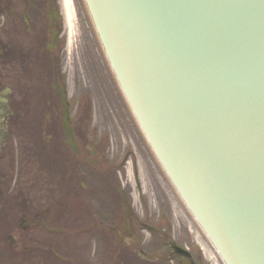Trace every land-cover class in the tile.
Wrapping results in <instances>:
<instances>
[{"label": "flooded vegetation", "instance_id": "1", "mask_svg": "<svg viewBox=\"0 0 264 264\" xmlns=\"http://www.w3.org/2000/svg\"><path fill=\"white\" fill-rule=\"evenodd\" d=\"M64 19L63 0H0V252L18 264L65 261L73 254L54 239L71 231L70 245L76 234L94 244L89 255H107L98 264H206L174 236L169 204L149 199L138 155L161 166L115 76L131 116L102 97L91 124L90 90L70 96Z\"/></svg>", "mask_w": 264, "mask_h": 264}, {"label": "water", "instance_id": "2", "mask_svg": "<svg viewBox=\"0 0 264 264\" xmlns=\"http://www.w3.org/2000/svg\"><path fill=\"white\" fill-rule=\"evenodd\" d=\"M149 143L226 264H264V0H86Z\"/></svg>", "mask_w": 264, "mask_h": 264}, {"label": "rangeland", "instance_id": "3", "mask_svg": "<svg viewBox=\"0 0 264 264\" xmlns=\"http://www.w3.org/2000/svg\"><path fill=\"white\" fill-rule=\"evenodd\" d=\"M63 31L66 37L67 50V57L65 58L67 87L70 96L73 95V97H76L86 87L90 90L92 97L91 124H101L99 109L102 97L107 100L103 103L107 111L112 109L114 113L115 110L120 111L123 118L128 116L129 111L126 112V104L117 92L112 77L113 73L109 68V63L84 0H71V24L68 25L64 21ZM129 116H131L130 113ZM126 122L129 123V121ZM136 143H139L142 149L145 147L141 139L135 141L134 146L137 148ZM138 157L142 161L141 165L147 169V175L152 179L150 187L147 185L151 203L157 201L163 207V200L164 203L170 206L171 227L174 236L177 237L178 234L187 236L186 241L200 251L206 264H224L205 233L187 210L178 193H176L163 169L159 168L153 157H150L151 161H148L144 153L139 154ZM69 235H72L71 231L61 234L54 240L58 249L73 255H67L65 261H58L52 253H49V264H98L100 259L106 258L107 255H89L93 251L94 244L87 242L82 246L84 240L75 236L76 234L73 236V242L70 245L67 242V236ZM0 255H2L1 264L19 263L16 257V255H19L18 253L10 255L8 251H5L0 252ZM33 255L47 254L36 250Z\"/></svg>", "mask_w": 264, "mask_h": 264}, {"label": "bare ground", "instance_id": "4", "mask_svg": "<svg viewBox=\"0 0 264 264\" xmlns=\"http://www.w3.org/2000/svg\"><path fill=\"white\" fill-rule=\"evenodd\" d=\"M63 10L65 14V20L68 25L71 24V0H63Z\"/></svg>", "mask_w": 264, "mask_h": 264}]
</instances>
